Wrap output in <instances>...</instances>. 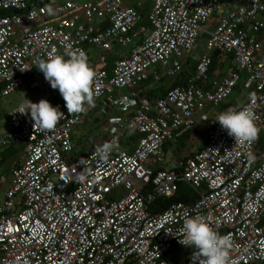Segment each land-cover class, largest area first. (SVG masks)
Returning <instances> with one entry per match:
<instances>
[{"label": "built area", "instance_id": "built-area-1", "mask_svg": "<svg viewBox=\"0 0 264 264\" xmlns=\"http://www.w3.org/2000/svg\"><path fill=\"white\" fill-rule=\"evenodd\" d=\"M2 11L0 99L39 72L34 59L79 48L95 73L86 110L107 116V128L80 155L73 132L83 113L69 114L64 100L52 104L64 117L51 130L8 114L0 167L3 151L21 150L0 178V264H199L178 242L183 219L195 214L230 237L229 264H264V0H0ZM214 52L234 65L211 77ZM193 53L194 76L150 100L149 77L178 76ZM108 55L110 70L96 68ZM238 87L250 96L233 108L250 106L257 128L245 144L205 112ZM126 131L139 136L132 152L121 145ZM187 132L203 147L169 157L166 146ZM105 145V160L93 158ZM181 183L198 198L155 212Z\"/></svg>", "mask_w": 264, "mask_h": 264}, {"label": "clouds", "instance_id": "clouds-1", "mask_svg": "<svg viewBox=\"0 0 264 264\" xmlns=\"http://www.w3.org/2000/svg\"><path fill=\"white\" fill-rule=\"evenodd\" d=\"M48 11L52 12V9L49 8ZM32 65L43 74L53 89L59 91L69 114L81 113L93 104L95 73L81 49L72 48L63 54L48 52L45 58L34 59ZM16 111L27 114L34 129L44 131L53 129L58 120L64 117L59 106H53L45 98L38 102L25 98L13 110ZM214 118L221 128L233 137L235 144H245L257 134L254 114L248 105L239 109L229 106L218 112ZM106 155L105 145L95 148L93 158L103 162ZM179 232L181 237L178 242L194 249L193 258L198 260L199 264H229L230 237L218 233L203 216L195 214L184 218Z\"/></svg>", "mask_w": 264, "mask_h": 264}, {"label": "trees", "instance_id": "trees-1", "mask_svg": "<svg viewBox=\"0 0 264 264\" xmlns=\"http://www.w3.org/2000/svg\"><path fill=\"white\" fill-rule=\"evenodd\" d=\"M8 14H9L8 12H3V11L0 12V15L2 16H6ZM202 38H205V36H203ZM211 58H212V63L209 70V76L211 77L219 76L227 67L234 65L232 57L225 56L222 53L214 52ZM114 59H115L114 56L108 55L106 59L102 62L101 68H106L110 70ZM196 65H197L196 56L193 53L190 56H188L186 59H184L183 71L178 76H176L175 80L168 88L163 85L153 87V85L156 83H163L164 80L167 78V76L163 77L158 82H155L152 76L149 77V79L144 83V86L147 88V97L150 100H154L156 98L164 96L166 92L172 88L185 85L188 82V80L194 76ZM38 75L43 76V74L39 71L33 77H36ZM47 84L49 87H51L48 82ZM28 85H30V80L28 82ZM203 86L208 88L209 85H207V83H204ZM46 99L51 104L63 100L61 95L53 89H52V95L47 97ZM6 120L8 122L9 120L8 115L6 116ZM192 137L193 136L191 132H187L183 134L181 137L176 138V142L169 143L165 149L166 151L171 149L173 157H178L181 154H188V153L192 154V151L194 149H200L203 147L202 144L201 146L198 144L196 146L192 144L191 143ZM138 138L139 136L137 133L133 131H126L121 136L122 148L129 152H132L134 149V144L136 143ZM73 143L75 144V146H77L76 143L74 142V139H73ZM20 150L21 149L19 147H15L11 145L9 148H7L5 151L2 152L1 154L2 166L0 167V178L1 176H3V174L8 172V169L11 166L10 165L11 161L15 159L16 155L19 153ZM198 196H199L198 192L195 189H193L189 185L181 183L174 197L170 199L159 198L156 202L153 203L152 208H154L155 212H158L161 210H165L168 206L174 203H193L198 198Z\"/></svg>", "mask_w": 264, "mask_h": 264}, {"label": "rangeland", "instance_id": "rangeland-1", "mask_svg": "<svg viewBox=\"0 0 264 264\" xmlns=\"http://www.w3.org/2000/svg\"><path fill=\"white\" fill-rule=\"evenodd\" d=\"M60 1L61 0H51V3L53 4L54 2H60ZM204 42H205V39L202 37L198 40V43L196 45L197 52L203 46ZM175 78L176 76L169 75L167 76V78L164 80L163 83H156L153 85V87L163 85L168 88L172 84V82L175 80ZM52 89H53L52 87L48 86L47 81L44 79V77L42 75H38L36 77H33L30 80V85L26 84L20 87L19 89H17L14 93L9 95L8 97L1 98L0 99V124H3V126H5L7 122L5 118L6 115L11 113L18 106V104L21 103L25 98L29 99L32 102H38L41 98L46 99L47 97L51 96ZM249 96H250V92H245L242 90L241 87H238L230 99L221 103L220 106L217 108H213L211 106L206 107L205 112L216 115L218 112L221 111L222 108L224 107L227 108L229 106L233 107L235 103H240L242 98L246 99ZM117 112L121 114L120 109H118ZM91 119H92V116H91ZM83 126H85V123L82 125V127ZM82 131L83 130L81 128H79V131H77L76 133L77 140H79V136L83 134ZM193 143H195L194 144L195 146L197 145L196 141ZM168 156L169 157L172 156L171 151L168 152ZM3 176L8 178V172L3 174ZM6 186H7L6 183L0 182V203L4 199V189L6 188Z\"/></svg>", "mask_w": 264, "mask_h": 264}, {"label": "crops", "instance_id": "crops-1", "mask_svg": "<svg viewBox=\"0 0 264 264\" xmlns=\"http://www.w3.org/2000/svg\"><path fill=\"white\" fill-rule=\"evenodd\" d=\"M88 53H89V59L90 58L93 59L94 57L99 58V55L96 54V52L93 50H89ZM94 65L96 68H101L102 62L97 61L96 63H94ZM53 90L57 91V89H53ZM57 92L59 93V91ZM225 108L226 107L222 108L221 111ZM116 111L115 112L111 111V114L113 115L114 113H116ZM82 113H83L82 121L73 132V139L77 145L76 148L80 155L87 154L90 151V146H89L90 138H95L96 142H101L104 139L105 131L107 128V116L102 115L97 108H91L89 110L83 111ZM84 123L85 126L82 127ZM7 128H8V122H6L5 126H3V124H0V133L6 131ZM79 128L83 130L82 131L83 134L79 136V140H77L76 133L77 131H79Z\"/></svg>", "mask_w": 264, "mask_h": 264}]
</instances>
